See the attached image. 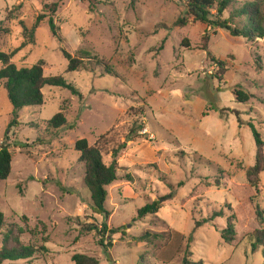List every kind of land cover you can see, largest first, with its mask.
<instances>
[{"label":"rangeland","instance_id":"obj_1","mask_svg":"<svg viewBox=\"0 0 264 264\" xmlns=\"http://www.w3.org/2000/svg\"><path fill=\"white\" fill-rule=\"evenodd\" d=\"M186 1L0 0V49L19 48L12 58L18 67L42 62L46 76L63 75L82 93L48 85L42 105L14 114L0 80V147L13 155L9 178L0 180V249L7 236L9 246L18 239L48 247L18 264H75V253L99 264H181L188 253L204 264H264L262 249L253 252L248 242L259 227L255 204L264 209V170L256 187L246 175L257 152L249 122L264 139V38L218 29L206 42V25L186 13ZM41 14L31 39L24 26L32 29ZM50 15L61 39L49 28ZM180 17L185 24H176ZM63 50L84 67L67 71ZM237 87L252 98L238 101ZM62 110L69 122L55 129L49 121ZM141 123L139 134L147 135L135 138ZM80 138L98 143L106 163L116 152L119 175L133 176L107 187V219L91 208L75 148ZM160 197L158 213L136 219ZM227 203L236 215L233 243L221 236ZM221 209L223 216L196 223ZM103 221L121 229L109 236L108 250L96 230H87Z\"/></svg>","mask_w":264,"mask_h":264},{"label":"trees","instance_id":"obj_2","mask_svg":"<svg viewBox=\"0 0 264 264\" xmlns=\"http://www.w3.org/2000/svg\"><path fill=\"white\" fill-rule=\"evenodd\" d=\"M236 3V0H187L186 13L191 15L196 21H200L206 25L204 34V40L206 42L209 41L211 32L215 33L218 29H225L234 37H245L251 41L264 38V0H243L241 4L237 6ZM229 7L232 8L229 11V15L226 17L224 14ZM56 8L57 4L55 3L51 11H55ZM45 18V15H39L32 29L24 26V32L28 31L29 36L33 35L34 31ZM185 22L186 18L180 17L176 21V24H185ZM48 25L53 36L61 39L53 15L48 17ZM30 38L32 39L31 36ZM18 50L19 48L12 52H5L0 49V80L5 81V88L7 89L8 96L14 107V114L25 106L42 105L44 103L43 89L48 85L68 88L73 94L82 97V93L78 87L68 82L63 75L46 76L42 62L27 67H18L12 62V58ZM63 54L69 60L67 71H78L84 67L85 63L83 59L73 56L66 50H63ZM215 61L218 62L220 66H223L222 61L218 59H215ZM107 74L114 75V71L108 69ZM218 78L221 77L219 76ZM234 94L238 101L244 103L248 102L253 96L251 93L238 87L234 89ZM204 114H207V112ZM68 122L66 114L62 110L52 117L49 124L53 128L59 129L66 126ZM12 123L17 122L13 121ZM249 125L254 134L257 152L255 164L247 168L246 175L250 185L256 187L260 181V174L264 170V139L253 122H249ZM74 126L75 125H72V127ZM144 127V123H141L133 129L135 138L145 137L147 135V133L142 135L139 134ZM6 137H8V135H6ZM75 148L80 153L79 161L85 164L84 183L90 192L91 208L94 213L101 214L107 219L111 215L110 210L106 206L109 193L107 187L122 178H126L130 181L133 176L130 173H127L124 177L119 175L116 152H113V159L111 162L106 163L104 161L102 149L98 143L90 144L87 138H80L76 141ZM12 160L13 155L9 147L7 145L1 146L0 180L9 178L12 171ZM219 170L223 173L221 168ZM161 178L168 182V177L166 175H163ZM179 185H183V183L181 182ZM170 186L174 189L172 183ZM166 196L172 198L174 196V190ZM161 198L163 197L149 201L139 208L136 219L144 218L149 214L158 213L163 206L162 201H160ZM226 207H228L231 213L227 216V226L221 230V236L225 242L233 243L237 238L236 215L232 206L227 203ZM224 213V209L214 211L210 216L196 220V223L200 225L214 221L217 217L223 216ZM255 214L259 227L249 233L248 242L253 252L261 248L264 255V209H262L259 203L255 204ZM4 224L5 215L0 210V232ZM123 227L125 228L126 226L124 225ZM87 230H96L98 235L101 236L98 243L103 246L105 250H108L109 246L112 245L109 236L120 232L121 229L119 227L116 229H109L107 222L103 221L101 226L91 225ZM108 233H110V235ZM10 240L11 237L7 236L4 245L0 249V264H5L7 261L9 262L7 264H18V260L30 259L37 252L48 250V247L45 245L41 247L31 244L24 245L18 241V239H16L17 246H9L8 243ZM191 256L192 254H186L181 264H204L203 259L196 261L193 260ZM72 260L75 264H99V259L97 257L84 253H75L72 255Z\"/></svg>","mask_w":264,"mask_h":264},{"label":"built area","instance_id":"obj_3","mask_svg":"<svg viewBox=\"0 0 264 264\" xmlns=\"http://www.w3.org/2000/svg\"><path fill=\"white\" fill-rule=\"evenodd\" d=\"M146 133V132H145Z\"/></svg>","mask_w":264,"mask_h":264},{"label":"crops","instance_id":"obj_4","mask_svg":"<svg viewBox=\"0 0 264 264\" xmlns=\"http://www.w3.org/2000/svg\"><path fill=\"white\" fill-rule=\"evenodd\" d=\"M149 129V128H148Z\"/></svg>","mask_w":264,"mask_h":264}]
</instances>
